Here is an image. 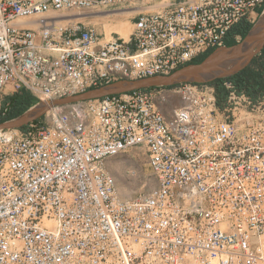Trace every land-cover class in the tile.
I'll return each instance as SVG.
<instances>
[{
  "label": "built area",
  "instance_id": "built-area-1",
  "mask_svg": "<svg viewBox=\"0 0 264 264\" xmlns=\"http://www.w3.org/2000/svg\"><path fill=\"white\" fill-rule=\"evenodd\" d=\"M121 13L127 38L82 22ZM263 13L264 0H0V120L21 92L45 109L0 130V264H264V94L224 80L222 106L199 83L54 104L170 75ZM133 148L153 185L124 196L106 162Z\"/></svg>",
  "mask_w": 264,
  "mask_h": 264
},
{
  "label": "water",
  "instance_id": "water-1",
  "mask_svg": "<svg viewBox=\"0 0 264 264\" xmlns=\"http://www.w3.org/2000/svg\"><path fill=\"white\" fill-rule=\"evenodd\" d=\"M255 24L247 36L233 47L215 50L200 64L185 66L170 75L158 76L138 81H121L81 95L55 102V105H68L103 98L110 95L125 93L138 89L154 87H171L181 83L209 84L217 79H226L246 68L253 56L264 48V21ZM34 109L44 113L43 106L36 104L23 115L0 125V130L15 129L25 126L33 120Z\"/></svg>",
  "mask_w": 264,
  "mask_h": 264
},
{
  "label": "trees",
  "instance_id": "trees-1",
  "mask_svg": "<svg viewBox=\"0 0 264 264\" xmlns=\"http://www.w3.org/2000/svg\"><path fill=\"white\" fill-rule=\"evenodd\" d=\"M253 26H254L253 24L247 22H242L238 24L236 27L232 29L230 36L226 40L225 46L233 47L237 45L239 42L234 39V36L239 35L242 41L250 32ZM214 51L215 50L209 51L205 55H202L194 59L188 65L202 63ZM224 80L233 81L236 84L239 91H243L253 97L264 94V48L259 58L258 57L254 58L246 68L241 70L236 75L226 79H217L209 83L210 85L216 88L218 103L221 106L223 105L225 98V90L223 88ZM91 90L93 89H90L89 91ZM12 102L14 107L12 114L9 115L7 118L0 120V125L23 115L30 108L35 106L38 103V100L26 92H21L20 94L12 98Z\"/></svg>",
  "mask_w": 264,
  "mask_h": 264
},
{
  "label": "rangeland",
  "instance_id": "rangeland-1",
  "mask_svg": "<svg viewBox=\"0 0 264 264\" xmlns=\"http://www.w3.org/2000/svg\"><path fill=\"white\" fill-rule=\"evenodd\" d=\"M125 17L126 16L121 17L122 19L119 20L120 22L114 24L106 23L105 20L107 19H105L104 21L95 20L92 22L82 20V22L87 25L92 23L95 25L99 33H105V30L108 26L112 27L114 25L117 26V24L125 25L126 23H128L125 19H123ZM259 20L260 18L256 21L255 24H257ZM125 27H127L130 31V23L126 24ZM239 42H241V40ZM256 57L257 55L255 54L253 56V59ZM113 162L119 163L121 165L122 174L120 176L111 168V163ZM106 167L116 178L120 190L124 196H133L146 192L153 185L152 173L147 164V157L145 155L144 150L141 148L130 149L121 155L107 160Z\"/></svg>",
  "mask_w": 264,
  "mask_h": 264
},
{
  "label": "bare ground",
  "instance_id": "bare-ground-1",
  "mask_svg": "<svg viewBox=\"0 0 264 264\" xmlns=\"http://www.w3.org/2000/svg\"><path fill=\"white\" fill-rule=\"evenodd\" d=\"M119 17H123V16H125V14H119L118 15ZM118 16H115V17H118ZM110 17H113V16H104V18L103 19H109ZM262 21H264V13H263V16H262V19H261V21H260V23L262 22ZM126 24H129V22L128 23H126ZM125 24V25H126ZM125 25H122V24H120V25H118L117 24V26L116 25H114V26H108L107 27V29L105 30V34H106V36L108 37V38H110V36H111V34H112V32H118L123 38H127L128 36H129V34H130V31H129V29L127 28V27H125ZM34 111V109L31 111V112H33ZM111 168L113 169V171H115L119 176L122 174V167H121V165L119 164V163H111Z\"/></svg>",
  "mask_w": 264,
  "mask_h": 264
},
{
  "label": "crops",
  "instance_id": "crops-1",
  "mask_svg": "<svg viewBox=\"0 0 264 264\" xmlns=\"http://www.w3.org/2000/svg\"><path fill=\"white\" fill-rule=\"evenodd\" d=\"M37 104H38V103H37ZM33 107H34V106H33ZM33 113H34V114H33V120L40 119L41 116H42V114H43V112H41V111H37V110H35Z\"/></svg>",
  "mask_w": 264,
  "mask_h": 264
}]
</instances>
